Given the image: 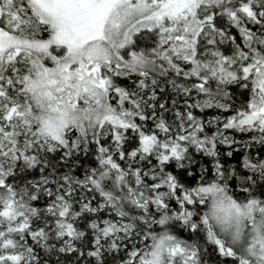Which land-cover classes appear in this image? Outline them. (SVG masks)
I'll list each match as a JSON object with an SVG mask.
<instances>
[{
    "label": "snow or ice",
    "instance_id": "6c2138e0",
    "mask_svg": "<svg viewBox=\"0 0 264 264\" xmlns=\"http://www.w3.org/2000/svg\"><path fill=\"white\" fill-rule=\"evenodd\" d=\"M0 264H264V0H0Z\"/></svg>",
    "mask_w": 264,
    "mask_h": 264
}]
</instances>
